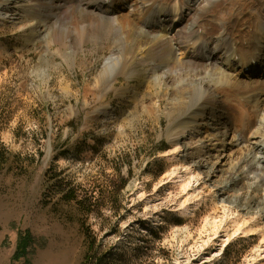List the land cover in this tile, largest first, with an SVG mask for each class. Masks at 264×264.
Wrapping results in <instances>:
<instances>
[{
  "label": "rangeland",
  "instance_id": "obj_1",
  "mask_svg": "<svg viewBox=\"0 0 264 264\" xmlns=\"http://www.w3.org/2000/svg\"><path fill=\"white\" fill-rule=\"evenodd\" d=\"M260 1L253 5L251 0H235L242 11L236 22L251 24L258 34L264 19ZM21 6L0 11L1 20H5L0 21V148L7 158L0 171V264H84L87 234L96 246L101 245L100 255L117 264L129 260L132 264H264V216L259 218L260 212L257 215L264 206L263 194L261 203L252 204L246 211L244 205L252 191L244 174L237 177L243 187L239 200L230 198L232 193L220 195L218 184L212 183L214 197L203 195L206 201L200 210L184 218L178 217L186 197L180 185L175 180L161 186L173 167L170 158L164 156L173 149L168 139V129L175 119L172 113L185 111L178 106L186 96L180 87L196 84L199 78L198 73L181 65L179 61L184 58L174 43H170L173 59L167 62L159 58V62L153 59L154 51L148 50L147 40L163 35H127V30L120 32L111 19L101 22L76 52L75 27H67L73 36L67 48L61 43H48L46 36L51 30L41 28L37 20L28 21L31 10ZM227 6L222 7L224 13L220 12L223 17L206 14L207 21L226 23ZM226 24L230 27V22ZM235 32L233 28L232 39L240 42L244 35ZM123 34L129 41L120 40L123 36L126 39ZM124 45L127 52L122 51ZM119 48L124 53H119L121 58L117 55ZM223 53L214 52L211 59H218L223 70L245 80L247 69H229ZM145 55L148 65L159 67L158 77L147 74L138 61ZM115 56L120 61V74L101 93L104 66ZM208 60L206 54L202 64L206 66ZM164 73L168 79L162 77ZM218 77H213L214 84ZM216 95L221 104L222 96ZM230 102L236 105L231 109L238 119L251 111L239 99ZM234 120L223 116L220 122H229L224 139L227 146L219 152L225 169L244 155L231 151L233 138L239 135ZM208 122L198 120L202 126L198 127L199 137L214 149L219 142L207 138L214 132L206 131ZM263 122L264 104L254 130L263 128ZM246 135L248 139L249 133ZM194 144L197 147L202 142ZM203 182L195 183L193 189ZM68 188H74L81 198L92 196L97 206L95 214L85 216L75 203H68L63 198ZM229 198L236 203H229ZM240 214L256 220L251 222V226L255 223L253 235L244 230L235 234ZM243 222L241 219L239 226Z\"/></svg>",
  "mask_w": 264,
  "mask_h": 264
},
{
  "label": "bare ground",
  "instance_id": "obj_2",
  "mask_svg": "<svg viewBox=\"0 0 264 264\" xmlns=\"http://www.w3.org/2000/svg\"><path fill=\"white\" fill-rule=\"evenodd\" d=\"M258 1L251 0V3L254 5ZM21 4L22 6L23 4L26 5V7L31 10V12L27 13V17L30 19L28 21L33 22L37 20L36 24H40L41 28L46 27V29L51 30L48 36H46V42L48 43H61L63 47H66V45L68 46L69 40L73 42V40H71L73 36H70L71 32L67 27L68 25L75 27L77 29V31L75 30L76 36L74 38V49L76 52L79 51V46L89 38L91 32L101 27V22H108L111 19L118 24L120 32L127 30V35L130 32H134L138 36L148 33H159L163 35L158 38L153 37L147 40L150 45L148 50L154 51L153 59L159 62L162 61L159 60V58H164L167 62H170L171 58L173 59L172 53H174V50L170 43H174L173 45H175L176 51L184 58L182 61H179L182 63L181 65H183L184 68L185 66L188 67L191 73L192 71L193 73L195 72L194 74L198 73L196 77H199L197 78L198 81H195L196 84L189 85L187 83L189 85L188 87L184 83V87H180V91H185L186 96H184L185 99L183 100L185 103L183 102V104H179L178 106L182 107L181 110L183 109L185 111L180 113L179 111L175 112L177 111L175 110L172 113L175 119L168 129V139L173 149H171L168 154L164 155L170 158L173 167L162 180L161 186L170 184L176 180L174 183H178L183 191L182 194L186 195L185 201L181 204V208L178 212V217L184 218L195 211H199L203 204L202 202L206 201L203 196L206 193L214 197L215 194H212V189H210L212 183L218 184L216 187L220 195H229L232 193L230 198L233 197L239 200V196L241 195L240 191H243V187L241 186L242 188H240V184L242 183H240L241 180L237 177L242 174H244V178L248 180V184H246L248 185L247 188L249 191H252L245 202L246 205H244L246 206V211L250 209L252 204L261 203L259 197L262 194L263 200L261 204L264 203V122L263 128L260 129L258 127L257 129L256 127L254 130L264 104V58L262 57L264 54V19L262 17L263 23H261L262 25L259 28L260 34H258L255 28L252 29L250 26L251 24L242 25V22L239 24L236 22L237 16L242 11L239 12L240 8L238 7V3H235V0H0V11H12ZM260 4H262L263 9L264 0ZM225 5H228L226 8L228 10L225 12L228 16L223 21L227 20L225 21L226 23L230 22V27L227 28V24L224 22H217L214 24L213 22L217 21L215 20L216 18L213 22V19L207 21L208 16L206 14H219L222 15L219 17H223L224 14L220 12L224 11L222 7ZM100 8L103 9L100 10ZM245 9L247 10V8ZM242 10H244L243 7ZM246 10L244 11L246 12ZM240 16L242 17V15ZM233 18L235 20H233ZM0 21L5 20H1L0 18ZM235 22L237 24H234ZM216 24L218 26H216ZM252 25H254V22ZM233 28L236 30L237 34L244 35L240 42L235 41L234 38L232 39L231 30ZM251 29L253 30L252 32H250ZM127 35L126 39H124V36L122 37L120 35L122 37L120 40H127ZM258 35L261 37H258ZM156 38L158 39L157 43L155 42ZM140 41L141 40H139V44L141 43ZM117 42L115 44H117ZM146 42L144 44L148 45ZM121 44H119V46ZM211 46H214L213 50ZM121 48L122 51L127 50L126 45ZM121 48L117 49V55L120 53V55L123 56L124 53H122ZM165 48H169L170 51L166 52L164 50ZM157 50L159 51L157 52ZM214 51H225L221 56L225 54L229 69L230 67L240 65L239 67L245 69L251 67V70L254 72L250 71L245 73V80H241L237 75H230L226 70L222 69L219 61H217L218 59H211ZM206 54H208L209 60L207 61L208 64L206 63L207 65L205 66L204 63L202 64L203 60H200V58H206ZM120 55L119 58H121ZM146 55L138 59V61L142 63L147 74L156 77L159 72V67L148 65L146 63L148 62L146 61ZM116 56L115 58H109L107 60L102 72L103 74H100L103 76V78L101 77L103 80H101L102 84L100 85L101 93H103L108 85H111L113 81L118 79L117 76L120 73L117 72L120 70L117 68L120 61L118 57L116 61ZM196 57H199V59ZM174 60L176 61L175 56ZM125 62L128 63L129 61L127 60ZM124 66L120 67L124 68ZM167 70H169V68ZM236 71L237 70H235V72ZM166 73H168V71ZM169 73L172 75L171 71ZM166 75L167 74L164 73L162 77L167 78L168 76ZM215 75L219 76L216 80V84H214L212 80ZM169 77L171 78V76ZM196 77L194 78L196 79ZM223 86L224 90L221 88ZM216 94L222 96L223 102L221 104ZM235 98L239 99L241 102L243 101L242 103L245 104L244 106L246 107L247 105L251 109V111H249L250 113L244 114V116L242 115L243 117L240 116L241 119H238L239 117L235 116L236 112L231 109L236 107V105H233V107L230 102ZM241 107L244 108L243 106ZM230 110L232 112H230ZM240 110L238 112H240ZM247 112L248 111H246V113ZM223 116H226L228 121H233L235 119L234 121L239 129V135H236L231 143L232 154L236 155L237 152L244 153L239 161L236 160L237 162L235 164L232 163L233 166L227 169L222 166L221 155L219 153L224 146H227L224 139L227 138L229 128V122L224 121L223 124L220 123ZM199 119L209 121L206 131L214 132L209 134L207 138L213 137V139L215 138V140L219 142L218 146L214 149L212 145L206 144V142L199 137L198 127H202L201 124H198ZM247 133L250 135L248 139ZM196 139L199 140L195 141ZM194 142L196 144L202 142V144L193 147V145H195ZM182 152L184 156H181ZM214 152L218 153V155L215 156ZM214 157L217 159L216 163L212 162ZM237 157L240 156H236V159ZM202 179H204V182L200 187L193 189L195 183L201 182ZM191 185L192 189H190ZM230 198L227 200L228 202ZM229 203L234 204L236 201L234 200L233 202V200H231ZM259 212L261 214H259ZM258 214L259 218L264 216V206L259 208L257 215ZM219 218L222 219V217ZM241 219L244 222L239 226ZM252 220L256 221L254 218L247 220L242 214L238 215L236 218L238 229L235 234H241V232H243L241 230H244V232L253 235L252 232L255 223L254 226H251ZM256 231L257 230H255V232Z\"/></svg>",
  "mask_w": 264,
  "mask_h": 264
},
{
  "label": "trees",
  "instance_id": "obj_3",
  "mask_svg": "<svg viewBox=\"0 0 264 264\" xmlns=\"http://www.w3.org/2000/svg\"><path fill=\"white\" fill-rule=\"evenodd\" d=\"M162 149H164L162 147ZM7 160L6 154L3 152V150L0 148V171L3 170L4 168V163ZM57 177V176H56ZM60 184V183H59ZM58 185V184H57ZM56 185V186H57ZM67 187V186H66ZM62 189V187H61ZM63 190V189H62ZM79 193L75 191V189H69L64 192L63 198L68 202V203H75V207H78V210L81 214L85 216H91L92 214H95L96 209V203L93 202V198H81L78 196ZM82 227L85 229L86 224L82 223ZM88 231V229H87ZM87 234V240H89V246H88V252L85 257V263L84 264H117L114 263L113 260L107 259V257L100 255V246H96V242L94 240H90L88 238ZM119 264V263H118ZM125 264V263H124ZM127 264H132V261H128Z\"/></svg>",
  "mask_w": 264,
  "mask_h": 264
}]
</instances>
